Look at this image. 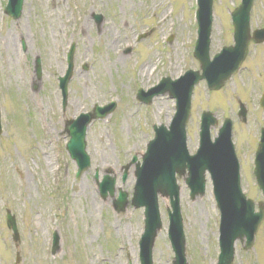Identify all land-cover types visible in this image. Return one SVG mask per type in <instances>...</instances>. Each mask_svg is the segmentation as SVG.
<instances>
[{"label":"rangeland","instance_id":"1","mask_svg":"<svg viewBox=\"0 0 264 264\" xmlns=\"http://www.w3.org/2000/svg\"><path fill=\"white\" fill-rule=\"evenodd\" d=\"M5 2L0 0V264H140L143 209L128 203L117 213L113 200L118 188L127 192L129 200L132 197L136 163L141 165L154 135L152 125H169L175 100L159 95L145 105L135 94L162 77L175 79L187 69H199L192 55L197 37L192 21L195 0H24L16 20L3 13ZM238 3L214 0L210 57L233 43L230 13ZM94 14L102 16L99 23ZM85 19L88 23L80 30ZM261 27L264 0H253L250 28ZM109 31L119 40L112 47H108ZM141 34L145 37L137 39ZM169 36L173 38L166 42ZM71 43L76 45L74 70L62 110L57 78L64 74ZM118 53L126 59L116 61ZM37 57L39 80L34 68ZM157 61V69L141 79V66ZM263 90L264 43L250 42L240 70L220 90L208 91L204 81L195 85L186 124V145L192 154L199 144L201 111L213 112L218 120L211 127L212 137L225 117L232 119L241 188L254 202L262 200L252 166L264 126V111L258 106ZM108 101L115 102L114 110L87 127L90 167L76 178V165L65 151V121ZM238 101L247 106L245 122L237 117ZM133 155L136 161L129 164ZM106 171L116 177V192L102 199L94 176L97 173L100 181ZM182 180L177 178L186 264H216L219 210L209 175L204 195L194 200ZM158 206L162 229L154 241L152 264H171L169 199L159 197ZM5 209L16 217L17 242L6 227ZM257 229L249 250L236 241L233 264H264V217ZM54 230L59 250L51 255Z\"/></svg>","mask_w":264,"mask_h":264},{"label":"water","instance_id":"2","mask_svg":"<svg viewBox=\"0 0 264 264\" xmlns=\"http://www.w3.org/2000/svg\"><path fill=\"white\" fill-rule=\"evenodd\" d=\"M253 0H242L241 5L233 12L235 45L225 47L209 59L208 46L211 24L212 0H198V40L194 55L200 62L199 71H186L184 76L171 81L163 78L160 84L147 93L138 92V99L150 103L154 95L168 93L176 99V113L168 130L164 126L154 127L155 138L148 143L147 151L143 156L142 167L137 169V181L134 187L131 203L134 207H145V230L139 242L141 264H152V244L157 231L161 228V222L157 204V194L170 199L172 211L169 216V239L174 250L175 257L172 264H186L184 235L182 231V219L179 210L178 195L179 186L175 181V173L183 175L185 169L188 176L185 182L190 188V196L202 195L205 187V172L210 173L213 184L214 196L218 208L221 211L220 223V248L219 264H232L234 257V242L239 239L244 249L253 245L254 236L264 215V202L259 203V211L254 212V203L241 192L239 181V166L234 147L231 141V121L225 119L219 129L218 136L212 142L210 126L216 124V119L210 112H203L200 126V146L194 155H188L185 145V125L190 113V96L192 89L200 79H205L209 89L217 90L226 80L239 69V66L247 53L250 40L249 11ZM5 12L14 19H18L22 11L23 0H8ZM101 20L100 17H96ZM252 38L256 42L264 40V30H256ZM68 53V68L63 77L59 78L63 95V105L66 102V85L72 72V51ZM36 60V76L40 78V64ZM36 87V85H35ZM264 108V95L261 104ZM242 107V106H241ZM114 104L105 107H95L92 112L81 114L77 119L65 124V131L69 136L66 150L76 162L77 177L89 167V157L85 147V133L88 123L95 118L104 117L112 111ZM238 116L244 119L245 110L240 109ZM1 127V124H0ZM1 133V128H0ZM260 143L255 156V175L259 187L264 195V129L260 135ZM97 178V176H95ZM125 178V175H124ZM114 178L105 175L98 183L100 195L106 197L114 194ZM264 198V197H263ZM127 194L119 190V196L114 201V209L123 211L127 205ZM7 225L13 231V239L18 238V231L14 216L7 214ZM59 237L55 233L53 250L59 249Z\"/></svg>","mask_w":264,"mask_h":264},{"label":"bare ground","instance_id":"3","mask_svg":"<svg viewBox=\"0 0 264 264\" xmlns=\"http://www.w3.org/2000/svg\"><path fill=\"white\" fill-rule=\"evenodd\" d=\"M86 23H88V20L87 19H85V21L81 24V29L80 30H82L85 26H86ZM112 32H110L109 31V34H108V36H110L111 37V39H108V47H112L113 46V44H115V43H118L119 42V40H117V39H115L113 36H112ZM118 49H119V47H118ZM115 50V49H114ZM123 58H125V57H123V56H121L119 53L117 54V57H116V61H118L119 59L121 60V59H123ZM126 59V58H125ZM158 61L157 62H155V63H152V65H150V62H147V63H145V64H143L142 66H141V68H140V72H139V76L141 77V79H143L145 76H147V75H150L154 70H156L157 69V67H158ZM175 72H177V71H175Z\"/></svg>","mask_w":264,"mask_h":264}]
</instances>
